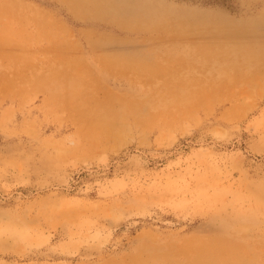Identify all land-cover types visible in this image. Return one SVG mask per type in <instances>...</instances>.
Returning a JSON list of instances; mask_svg holds the SVG:
<instances>
[{"label":"rangeland","instance_id":"obj_1","mask_svg":"<svg viewBox=\"0 0 264 264\" xmlns=\"http://www.w3.org/2000/svg\"><path fill=\"white\" fill-rule=\"evenodd\" d=\"M104 2L107 19L0 0V264H224L187 253L207 239L264 264V0ZM121 58L124 74L107 68ZM78 68L98 83L79 92ZM198 82L220 98L155 121L154 93ZM109 95L128 115L93 142L82 106L114 108Z\"/></svg>","mask_w":264,"mask_h":264},{"label":"bare ground","instance_id":"obj_2","mask_svg":"<svg viewBox=\"0 0 264 264\" xmlns=\"http://www.w3.org/2000/svg\"><path fill=\"white\" fill-rule=\"evenodd\" d=\"M61 1H63L64 3H67L77 17L83 18V16L85 17V16L90 15V16H95L97 18H104V19L108 18L109 9L107 8V6H102V5H106L104 0H95V1L89 0L92 2L91 4H88V3H86V1L81 0L80 5H74L73 3L70 2L71 0H61ZM210 51H212V49L208 46L206 49H204L202 51L201 55L202 54H209ZM220 51H221V55L224 56L225 59L227 56V59H228L227 52H229V50L225 51L222 48ZM196 52H198V50ZM215 56H216V54H215ZM227 59H226V61H227ZM210 60H213V59H210ZM210 62L211 61H209V63ZM123 64L124 65H122V66H115L111 63L110 64L106 63V66H107V68H111V67L114 68V72L116 71V73L124 74L123 68L125 66H128V64L125 63L124 60H123ZM192 65L193 64H188L189 69L192 67ZM80 66H82V68L84 69L83 65H80ZM146 67L149 70H152V69L156 70L157 71L156 75H158V73H160L162 70H164V67L161 65H159V66L155 65V67H153V68L150 66H146ZM69 69H71V67ZM238 69H240V68H238ZM233 70H235V69H233ZM206 71H204V72H206ZM78 72H80L79 68H78ZM78 72L76 70V75L79 79L78 83L80 85L79 86L80 87L79 92H82V88L85 86V85H83L84 82L98 83L94 76H92V77H88L86 75L84 76V73H83L84 70L82 72H80L81 78L78 75ZM136 79L140 80V78L139 77L137 78V76H136ZM255 81L257 82V80H255ZM223 82H224V80H223ZM251 82H252V80H251ZM253 82H254V80H253ZM235 83H236V81H235ZM147 84L150 85L151 83H147ZM219 84L221 85V83H219ZM195 85H201V82H198L196 84L191 83L190 86L187 87V89H182V92H185V91L190 92L187 94H184L181 92L175 93L173 89H171V90L170 89H164V90H161L160 92L154 93L155 94V98H154L155 100L154 101L156 102V107H155L156 111H155V115H152V116L157 117V119L155 121L156 122L162 121V119L165 116H168L167 111L171 110L173 112V115L171 117L172 120L169 122V124L163 125V126L169 127V128L173 127L174 125L178 124L183 119H185L187 117H191V114L194 111V109L202 107L203 105H206L207 101L210 98H214V99L220 98V97L206 96V95H201V94L198 95V93L195 94L196 91L193 90ZM163 87L165 88V87H171V86L170 85H163ZM232 88H233V86H232ZM195 89L199 90L200 92H203L205 90L204 88H202V86L195 88ZM202 89H203V91H202ZM76 93H77V91L75 92V94ZM229 93H231V92H229ZM243 93H245V92H242V94ZM150 96H154V95L150 94ZM109 98H111L113 103L116 104L115 107H119V108H115V107L113 108V106H110L111 107L110 108L109 106L105 105L108 108L107 109L106 107H103L99 104L91 105V106L86 105L87 107L82 106L84 111L81 112L80 117H82L81 120L85 121V123H84L85 126H84L83 130L81 129V132L87 139H91L93 142H95L98 138H100L102 136H103V138H109L112 135L119 134L120 130L119 131L115 130L113 132V127H114L113 124L116 125V123L118 122L117 124L122 125L121 121L126 120V118L124 116H126V114L128 115L127 111L130 109V107H129L130 105H129V102L127 99H125V98L120 99V98L114 97L113 95H109ZM232 98H236V96L235 97L231 96V98H229V99H232ZM137 100L138 101H137V105L135 106L136 107L135 110L137 109L136 110L137 116H140L141 114H140V111L138 109H140L141 106H143L144 104H147V102H146L144 97L142 99H137ZM131 111H132V109H131ZM123 112H126V113L124 114ZM232 114L235 115V113H232ZM111 119L115 120L116 122H113V121L110 122ZM136 120H137V122L140 121L138 117H136ZM148 121L151 122V120H148ZM124 124H125V122H124ZM253 222H254L253 220L251 221L249 219V217H247V218H245V221L237 223L235 231L238 233V235L241 234V236H244L246 231H248L253 226ZM254 225H256V224L254 223ZM213 241L214 240L207 239L204 242L205 244H202V242L199 240H194V241L191 240V241H189L190 243L186 244L185 248H186V251H188L187 253H189V252H192V253L195 252L196 253V250H197L198 252L199 251L204 252V254L206 256H208L209 253H211V252H215L216 256L213 258L220 259L222 257L224 264H245V263H242L241 257H240V256H242L241 252L244 251L242 248H240L237 245L235 246L232 242H230L228 240H222L221 239V240H218L217 242H213ZM196 256H197V254H196ZM199 263H200V261H199ZM202 264H211V262L207 261L206 263H202Z\"/></svg>","mask_w":264,"mask_h":264}]
</instances>
